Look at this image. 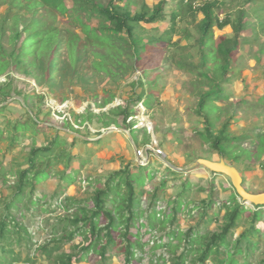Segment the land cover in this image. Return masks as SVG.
<instances>
[{
	"label": "rangeland",
	"instance_id": "obj_1",
	"mask_svg": "<svg viewBox=\"0 0 264 264\" xmlns=\"http://www.w3.org/2000/svg\"><path fill=\"white\" fill-rule=\"evenodd\" d=\"M159 1L161 0H145V3L152 8ZM166 1L164 9L166 18L163 22L140 24L142 29L138 33L139 41L146 43L147 49L142 52L137 68H130L132 59L130 60L128 51L123 50L116 58L125 61L127 67L117 65L115 69V66H111L106 76H103L100 71L91 66V61H94L92 53L97 52L103 56L106 53L102 47H95L85 51L82 59L79 56L73 66L62 59L58 50L53 55L51 50L45 51L44 55L38 58L37 52L30 53L21 60L23 65L17 68L13 65L9 66L0 76V85L5 82L9 85L8 94H0V106H3L0 112V200L11 197V186L15 177L20 170L30 165L28 158L31 147L44 148L55 136H58L65 145L55 146L53 150L59 152L64 149L77 156L70 168L78 171L72 173L73 180L66 185L58 175L59 171L62 172L64 169L63 163L53 166L54 176L46 181L41 180L35 183L37 189L33 198H42L39 206L36 207L38 211L34 212L31 218L32 224L29 226V230L35 233L34 240L41 241L47 238L46 228L43 227L46 220L52 222L53 219L65 214L62 208H57V203L63 199L64 195L74 198L87 197L88 180L101 178L104 181L114 171L124 168H129L134 173L137 172L138 165L152 170L157 177L165 174L168 181L163 191L159 192L160 197H165V201L171 200V196H175L180 191V180L181 182L188 180L186 184L190 186V193L187 199L194 203L186 204V210L178 215V228L182 231L195 226L196 221H199L200 215L192 217L196 212L193 206H198L201 200L206 199L208 196L206 189L210 181L216 185L220 205L212 212L215 217L203 223L207 230L214 231L222 224L227 211V207L223 208V204L231 202L236 192L228 174L213 171L205 165L197 167L192 165L198 159L233 168L238 172L241 181L242 176H245L243 188L248 190V193L255 194L252 193L254 191L264 193V151H261V156L255 160L256 162L243 160L233 164L229 158H222L217 152L208 150L203 145L199 136L204 127L203 119L189 112L193 105V94H197L198 88L204 92L210 89L209 83H198L203 80V77L191 74L193 70L191 64L205 65L197 72H203L206 67L212 65L207 49L200 48L194 43L197 34L195 26L202 19V14L198 13V8L191 7V10L195 12L193 22L188 12H182L179 8L181 5H177L176 0ZM64 3L72 6L70 0H64ZM140 5L141 1L135 0L130 10L133 13L137 12ZM40 7L36 5L31 10H25L27 24L32 19H42L44 22L41 26L53 25L60 30H74L81 38H86L80 27L70 23L67 17L54 13L49 7L48 9ZM5 8L6 6L0 3V21ZM242 8L249 13L245 19L249 27L240 38L241 44L236 54L237 65L234 68L235 79L224 89L230 98L226 102L217 103L222 113L216 122L219 125L226 123L227 117L233 116L228 133L233 134L241 128L261 127V134L264 135V103L255 104L259 100H264V19L253 14L249 5L244 6V0H233L230 9L224 12L218 10L217 16L223 18L225 14ZM255 8L263 10L261 17H264V8L259 6ZM25 11L21 10L19 13H25ZM174 12H181L182 16L171 22ZM17 23L18 31H22L24 26L22 20H18ZM95 25H97L96 21L93 20L91 26ZM171 26L170 42L172 43L167 41L165 44L156 46L147 43L150 38L148 36L158 37ZM12 27L13 21H6L5 28L0 29V43L4 51L3 57L15 62L16 56L11 54L16 53L24 34L15 39L16 32ZM231 36L230 26L220 30L215 29L213 32L215 43L222 41L228 44ZM114 42L119 44L117 40ZM185 47L187 49L183 50ZM2 48L0 54L3 52ZM81 64L85 68L78 71ZM139 66L147 70L148 79L142 75ZM154 91L156 99H151L152 103L147 107L144 99L147 94H152ZM29 95L33 96L30 99L33 111L25 106V97ZM140 95L142 100L132 102ZM119 105L123 109L128 108L129 115L126 119L122 115H114L110 112L112 108ZM100 113H104V116ZM46 114L49 116L47 118L53 120L52 122L50 119L44 120ZM76 115L86 117L85 122L81 125L75 123ZM29 116H37L36 119L40 122L38 129H42L33 133L32 130L35 127L27 128L25 132L18 133L15 143L11 144L9 132H12V126L18 121L24 122ZM111 119L116 123L107 127L105 124ZM67 122L70 127L65 126ZM218 127V125L214 126L216 129ZM133 128L137 131H131ZM84 139L87 142H83ZM94 142L97 144L94 145ZM139 150L143 151V156L140 155ZM158 150L161 154H157ZM44 157L45 162L48 159ZM52 158L54 157L51 156L49 159L53 160ZM169 164L178 169L174 171L182 174L177 176L166 173L165 168L169 167ZM144 179L145 175L140 174L137 182L140 186L144 184L143 189H148L151 184H157V178L153 182L148 180L150 178ZM59 189H61L60 193H63L60 197L55 193ZM27 206L25 200L16 206L18 208L15 207L16 209L10 211L11 216L22 214L23 223H26L29 219V214L26 212ZM2 207L0 202V211ZM164 207L163 205L162 208ZM219 207L221 208L218 209ZM50 211L52 212L49 213ZM158 216H160L159 219L162 218L161 213ZM145 223V228L143 226L139 228L137 225L132 231L135 232L136 228L141 232L149 231L150 228L147 227V222ZM257 226L264 230L262 221ZM241 231L242 227L236 229L237 234ZM149 236L150 234L145 233L143 240L150 246L155 240L150 239ZM79 240L80 238H77L74 242ZM159 242L157 243L161 245ZM261 246L264 247V245ZM66 248H69V245L64 249ZM162 250L163 248L156 247L157 254H161ZM25 251L22 253L23 257ZM113 253L115 255L109 264H123L122 256L116 250Z\"/></svg>",
	"mask_w": 264,
	"mask_h": 264
},
{
	"label": "trees",
	"instance_id": "obj_2",
	"mask_svg": "<svg viewBox=\"0 0 264 264\" xmlns=\"http://www.w3.org/2000/svg\"><path fill=\"white\" fill-rule=\"evenodd\" d=\"M140 1V9L133 13L130 7L134 5L135 0H70L71 7L65 5L64 0H0L2 6H6L5 11L2 12L0 29L5 28L6 21L12 20V29L16 32L15 39L24 34L16 53L11 54L16 56L15 62L3 57L4 51L0 43V49L2 48L3 51L0 54V76L9 66L13 65L17 68L23 65L21 60L30 53L37 52L38 58L44 55L45 51L51 50L53 55L58 50L62 59L73 66L79 56L82 59L85 51L95 47H102L106 53L105 56L97 52L92 53L94 61H91V66L103 76H106L111 66H115V69L117 65L126 66L125 61L116 58L123 50L128 51L130 60L132 59L130 68H137L142 52L147 49L146 43L139 41L138 33L142 29L140 24L163 22L166 18L164 9L167 3L166 0H161L150 8L145 0ZM176 2L177 5H181L179 8L182 12L190 14L194 22L195 12L191 10V4L185 3L184 0H176ZM232 2L233 0H211L197 9L198 13L202 14V19L195 26L197 34L194 43L200 48L207 49L212 65L206 67L203 72H197L205 65L191 64L193 69L191 74L203 77L198 83L207 82L210 89L204 92L198 88L197 94H193V105L189 112L203 119L204 127L199 134L203 145L208 150L217 152L222 158L227 157L231 163L237 164L243 160L252 162L261 156V151H264V135L261 134V127L241 128L233 134L228 133L233 116H228L226 123L219 125L216 122L222 113L217 103L226 102L230 98L224 89L235 79L234 68L237 65L236 54L240 48V38L249 27L245 20L249 13L243 8L227 13L223 18L217 16L218 10L228 11ZM36 5H40L43 9L49 7L54 13L67 17L70 23L80 27L86 38H81L74 30H60L53 25L41 26L44 22L42 19H32L27 24L25 10H31ZM246 5L250 6V11L258 18L264 19L261 17L263 10L255 8L258 6L264 8V0H244V6ZM21 10L25 13H19ZM179 16H182L181 12L172 13L170 21L174 22ZM18 20L23 22L22 31H18ZM93 20L97 25L92 27ZM226 26H230L232 31L230 42L215 43L214 30ZM171 30L172 26L158 37L148 36L150 38L147 43L153 46L165 44L167 41L172 43ZM115 40L119 41V44H116ZM186 49L187 47L183 48ZM84 68L85 66L81 64L77 70L82 71ZM141 71L145 79H148L147 70L141 68ZM8 87L7 82L1 84L0 94H8ZM32 97L30 95L25 97V106L33 111L30 106ZM151 99H156L155 91L146 95L144 103L147 107L152 103ZM140 100L142 95L137 96L132 102ZM261 103H264V100H259L255 104L261 105ZM1 108L3 106H0V112ZM110 112L114 115H122L124 119L129 115L128 108L123 109L120 105L112 108ZM100 115L104 116V113ZM37 116H29L24 122L18 121L12 126V132H9L11 144L15 143L17 134L25 132L27 128L35 127L33 133L42 129H38L40 122L37 121ZM47 117L48 114L45 116V121H49L50 118ZM85 119L84 116L74 117L78 125L85 122ZM115 123L116 121L111 119L105 125L108 127ZM215 125L219 127L216 129ZM65 126L70 127V124L67 122ZM131 131L137 130L133 128ZM82 141L87 142L85 139ZM189 142L192 143L190 140ZM95 144L97 142H94ZM59 145L63 146L65 142L55 136L44 148L31 147L28 158L30 165L20 170L15 177L11 186V197L0 200L3 206L0 211V264H109L115 255L114 250L122 256L123 264H207L208 262L264 264V247L261 246L264 245V230L257 226L261 221L264 223V204L247 206L234 192L231 202L223 204V208L227 207V211L222 224L214 231L207 230L203 223L215 217L212 212L220 205L216 185L210 181L206 189L208 193L206 199L201 200L198 206H193L196 212L192 217L200 215L199 221H196L195 226L182 231L178 228V215L186 210V204L194 203L187 199L190 193V186L186 184L188 180L181 182L179 179L180 191L175 196H171V200L165 201V197H160L159 194L168 181L165 174L157 177L155 172L140 165L134 173L129 168H124L114 171L104 181L101 178L88 180L87 197L74 198L64 195L58 203L55 201L58 204L57 208H62L65 214L53 219L52 222L46 220L43 227L46 228L47 238L41 241L34 240L35 233L29 230V226L42 198H33L37 189L35 183L54 176L52 168L58 163L64 164L63 171H59L58 175L65 185L73 180L72 173L78 171L70 168L77 156L64 149L55 152L53 148ZM44 156L48 159L45 162ZM51 156L54 157L53 160L49 159ZM165 170L171 175L182 174L170 167H166ZM140 174L145 175V179L150 178L148 180L151 182L157 178V184H151L148 189H143L144 184L140 186L137 183ZM245 181L243 175V187ZM60 191L61 189L55 192L58 197L63 195ZM25 200L28 204L26 212L29 214V219L23 223L22 214L11 216L10 211L18 208L16 206ZM160 213L161 219L158 216ZM145 222L150 228L149 231L141 232L137 228L135 232L132 231L137 225L139 228L142 226L145 228ZM239 227H242V231L237 234L236 229ZM145 233L150 234V239L155 240L150 246L143 240ZM77 238L80 240L74 242ZM158 241L161 245L157 243ZM68 245L69 248H66L68 250L64 249ZM156 247L163 248L161 254L156 253ZM23 251H25L24 257Z\"/></svg>",
	"mask_w": 264,
	"mask_h": 264
},
{
	"label": "water",
	"instance_id": "obj_3",
	"mask_svg": "<svg viewBox=\"0 0 264 264\" xmlns=\"http://www.w3.org/2000/svg\"><path fill=\"white\" fill-rule=\"evenodd\" d=\"M192 165H195L196 167L205 165L206 167L210 168L213 171L224 172V173L228 174L231 177V180L234 184V187L236 188L237 195L240 197V199L242 201H245L249 204H257V205H263L264 204V193H260V194L248 193L242 186V181H241L240 177H238L239 176L238 172L236 170H234L233 168L227 167L221 163L207 161V160H203V159H198V160L194 161ZM168 166L170 168H172L173 170L177 169L170 164Z\"/></svg>",
	"mask_w": 264,
	"mask_h": 264
},
{
	"label": "built area",
	"instance_id": "obj_4",
	"mask_svg": "<svg viewBox=\"0 0 264 264\" xmlns=\"http://www.w3.org/2000/svg\"><path fill=\"white\" fill-rule=\"evenodd\" d=\"M211 0H184L185 3H190L192 8H200L202 5H204L206 2H209ZM140 153L141 156H143V151L139 150L138 151ZM157 154H161V151L158 150ZM144 158V157H143ZM142 165V164H141ZM247 206H251V204L243 201ZM210 264V263H208Z\"/></svg>",
	"mask_w": 264,
	"mask_h": 264
}]
</instances>
